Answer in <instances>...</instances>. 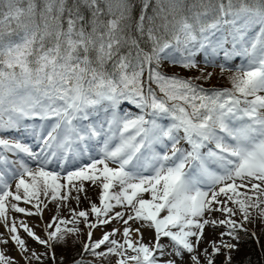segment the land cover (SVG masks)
<instances>
[{
  "label": "snow or ice",
  "instance_id": "snow-or-ice-1",
  "mask_svg": "<svg viewBox=\"0 0 264 264\" xmlns=\"http://www.w3.org/2000/svg\"><path fill=\"white\" fill-rule=\"evenodd\" d=\"M136 2L134 27L148 50L129 34L134 0H72L70 7L43 0L39 11L37 0H0V223L8 233L0 244L11 242L24 264H56L54 246L78 238L81 223L83 254L95 259L176 264L187 256V264H215L226 250L231 264L253 213L264 220V0ZM165 61L199 75H169ZM209 67L232 72L231 87L198 83L212 79ZM85 182L99 190V204L77 211L68 202L79 206L72 192L86 193ZM49 202L57 208L43 238L9 215L42 219ZM214 212L223 218H207ZM113 221L122 232L92 239ZM209 225L225 228L211 253L199 250ZM144 228L154 232L148 244ZM19 229L45 251L29 249ZM0 264L18 262L0 251Z\"/></svg>",
  "mask_w": 264,
  "mask_h": 264
},
{
  "label": "rangeland",
  "instance_id": "rangeland-1",
  "mask_svg": "<svg viewBox=\"0 0 264 264\" xmlns=\"http://www.w3.org/2000/svg\"><path fill=\"white\" fill-rule=\"evenodd\" d=\"M196 59H197V61H202L203 60V54L201 53L200 55H198L196 57ZM231 63H232V66L234 67L235 65H239L241 63V59L239 57H237ZM200 66L203 68L202 63ZM163 69L167 74H173V71H175L181 75H186V73H184V71H182V69H179V68H176L174 70L169 69L166 61L163 64ZM219 70L220 69L218 67L217 68L209 67V68L205 69V71L213 72V77L208 82H202V81H199V82L203 83L204 87H211L213 85L215 78L217 77V75L219 73ZM197 75H199V72L196 70H193V73H191V76H197ZM163 123L166 124L168 122L163 121ZM5 135L13 136L12 132L5 133ZM183 146L187 147V145H183ZM157 150H160V149L158 148ZM84 163H86V162H84ZM79 166L80 165L74 164L72 167H68V170H72V168L79 167ZM14 181L15 180L10 181V183L12 182V185H11L12 191H15V184H13V183H15L16 181L15 182ZM84 187L86 189V193H76L75 191L72 192L73 196H76L77 194L80 196L79 206L76 205L75 200H70L68 202L69 206L76 208L77 211L88 210L90 207V202H96L97 204H99V200H98V191L99 190L94 188L93 186H91L90 182H85ZM116 190L118 191L119 189H116ZM145 198H149L147 196V194H146ZM18 206L29 207L30 209L31 208L33 209V212L35 211V209L32 207V205H26V204H23V202H19ZM56 208H57L56 203L49 202L48 207L46 209H44V211H43L42 219H41V216H38V215L25 216L24 214L15 213L13 211H10L9 215L13 219H15L16 221L24 220L30 227H32L34 229V231L37 233V235H40L43 238V236H44L43 228L49 221H51L52 216L56 213ZM116 210L120 211L121 209H116ZM163 214L164 213H162V215ZM59 215L61 217H67L68 216V207H61ZM207 218H209V219H222L223 216L220 212H214V213L207 214ZM36 219H37V222L35 221ZM90 219L94 220L95 218L90 217ZM235 219L237 221H239L240 217L236 216ZM1 226H2V224L0 223V233L4 234V236L7 237L8 233H5V231L3 230V228ZM80 227H81L82 231H81L80 236L77 238V241L79 242V244L83 245L84 242L87 241L88 229L84 227L83 223H81ZM119 227H121L120 229L123 230V226L121 224H118L116 221H113L112 223H110L106 226L98 227V228L93 230L92 239L94 241L99 240L104 233L111 232L113 230V228H119ZM135 227H137V225L133 224V228H135ZM142 231L144 233L143 243L148 244L149 241H154L153 230L144 228V229H142ZM223 231H225V228H223V227H212L211 225L206 226L204 229L203 239L199 245V250L202 251L203 249L208 248L209 253H211L212 249L209 246L210 242L216 241L217 243H219L220 233ZM19 234L21 235L22 238H24L26 240L29 249H33V250L37 251L38 253L45 251L43 246L37 244L35 241L28 238L22 229H19ZM113 238L122 242V237L119 234ZM133 238L135 239V237H133ZM225 239H229V238L225 237ZM162 243L168 244L169 241L167 239H165V240H162ZM233 243H235V241H233ZM105 250H106V246H102V248L99 249L98 251H105ZM0 251H4L8 257L14 258L15 261L18 262V264H24V260L21 259V256L18 254L15 246L11 242H9L6 245L0 244ZM225 251L226 250H222L221 253L219 255H217L216 257L219 260L224 261ZM108 257H109V259L112 258L113 260L111 259V261H109L108 259H105L103 257H101L100 259H97V261L96 260H89L87 258H80L79 260H77L76 262H73L71 264H78V262H80V261H82L83 264H116L117 260L119 259L117 256H114V255H109ZM170 258L175 259L174 256L169 257L168 255H165L163 257V260L166 261ZM201 259H203V257H201ZM49 260L51 261L49 264H52V260L51 259H49ZM61 262H63V260H61ZM176 264H187V256H185L184 261L176 260Z\"/></svg>",
  "mask_w": 264,
  "mask_h": 264
},
{
  "label": "trees",
  "instance_id": "trees-1",
  "mask_svg": "<svg viewBox=\"0 0 264 264\" xmlns=\"http://www.w3.org/2000/svg\"><path fill=\"white\" fill-rule=\"evenodd\" d=\"M136 7L133 10V20H132V28L129 30V34L133 38H137L140 42V46L148 50L150 45L145 43L146 36L144 38H140L138 33L135 31V22L138 20V9L139 4L134 0ZM72 4V0H68V6L70 7ZM38 11L43 7V0H37ZM151 14V10H149V15ZM86 16L90 18V13H85ZM128 51L127 47L122 48L121 52L126 53ZM107 69L111 71V62L107 65ZM183 71V70H182ZM186 75H181L184 77L191 76L192 72H185ZM171 75V74H169ZM193 75V74H192ZM232 75V72H225L223 76L220 75V70L215 78L213 85L211 87H205L207 89L217 88L224 89L230 88L231 85L229 83L228 77ZM200 83L199 81H197ZM241 192L245 191V189H240ZM253 220L246 225L248 232L239 233L240 241L237 249L233 250L230 254L232 257L231 264H264V220L260 219L253 213ZM255 232L256 237L258 238V242L256 238H253L250 233ZM53 251L55 252L56 264H71L76 262L80 258H87L89 260H96L91 255L83 254V245L79 244L77 241V237L69 236L64 244H57L54 246ZM224 255V254H223ZM111 261L109 257L105 258ZM63 260V262H61ZM113 260V259H112ZM107 261V260H106ZM215 264H224V261L219 260L217 257L214 258ZM51 261L45 260V264H49ZM32 264H36L35 261Z\"/></svg>",
  "mask_w": 264,
  "mask_h": 264
},
{
  "label": "bare ground",
  "instance_id": "bare-ground-1",
  "mask_svg": "<svg viewBox=\"0 0 264 264\" xmlns=\"http://www.w3.org/2000/svg\"><path fill=\"white\" fill-rule=\"evenodd\" d=\"M31 121H25V123H28V124H31L30 123ZM12 134H13V137H19V138H21V139H24L26 142H28V143H31V138L30 137H26V136H24V135H22V133H20V132H12ZM10 159H16V157H10ZM26 159V158H25ZM84 162H87V160L85 159L84 161H80V162H78V163H76L77 165H81L82 163H84ZM74 165V164H73ZM73 165H69L68 167H72ZM8 167H13L12 165H9ZM146 174V173H145ZM15 182V181H14ZM16 183V182H15ZM15 183H13V184H15ZM11 185H12V182H11ZM23 204H25V203H23ZM26 205H29V204H26ZM26 209H28V210H30V211H33V209L31 210L29 207H25ZM26 216V215H25ZM36 222H37V219L35 220ZM2 224V228H3V230L5 231V233H7L6 232V230H5V227H4V225H3V223H1ZM119 228H121V227H119ZM121 230V232H122V229H120ZM136 238V237H135Z\"/></svg>",
  "mask_w": 264,
  "mask_h": 264
}]
</instances>
